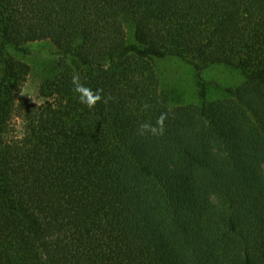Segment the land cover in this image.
Here are the masks:
<instances>
[{
  "label": "trees",
  "instance_id": "obj_1",
  "mask_svg": "<svg viewBox=\"0 0 264 264\" xmlns=\"http://www.w3.org/2000/svg\"><path fill=\"white\" fill-rule=\"evenodd\" d=\"M40 42L44 102L19 101ZM166 59L199 107L170 109ZM220 66L244 83L210 101ZM0 264H264V0H0Z\"/></svg>",
  "mask_w": 264,
  "mask_h": 264
},
{
  "label": "rangeland",
  "instance_id": "obj_2",
  "mask_svg": "<svg viewBox=\"0 0 264 264\" xmlns=\"http://www.w3.org/2000/svg\"><path fill=\"white\" fill-rule=\"evenodd\" d=\"M131 34V29L129 30ZM30 54L24 56L20 53L12 54L21 59L31 67V73L27 79L19 101L31 99L37 104H42L44 98L40 91L44 81L50 77L53 64L56 59L52 55L53 47L48 42L29 44ZM157 73L161 81L162 90L170 100L172 111L180 108H197L201 102L199 99V82L196 71L186 63L178 59L160 60L157 63ZM203 76L211 85L209 87L210 101H224L228 97L229 88H238L243 85V76L233 69L227 67H214ZM17 129L22 133L23 127L17 120Z\"/></svg>",
  "mask_w": 264,
  "mask_h": 264
},
{
  "label": "clouds",
  "instance_id": "obj_3",
  "mask_svg": "<svg viewBox=\"0 0 264 264\" xmlns=\"http://www.w3.org/2000/svg\"><path fill=\"white\" fill-rule=\"evenodd\" d=\"M74 85L73 91L79 95L80 102L85 104L87 107L92 108L95 104L101 100L100 90L93 92L92 89L85 87L79 82V77L74 75L72 79ZM166 113H162L161 117L157 120V126H153L148 123L140 125L139 134L144 135L145 133L151 132V134H162L163 131V120L166 118Z\"/></svg>",
  "mask_w": 264,
  "mask_h": 264
}]
</instances>
